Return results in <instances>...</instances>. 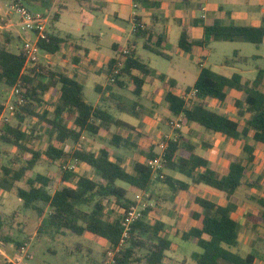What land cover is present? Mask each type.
<instances>
[{"label":"trees","instance_id":"obj_1","mask_svg":"<svg viewBox=\"0 0 264 264\" xmlns=\"http://www.w3.org/2000/svg\"><path fill=\"white\" fill-rule=\"evenodd\" d=\"M23 1L31 4L34 0ZM55 1L42 0L41 7L49 10ZM77 1L83 5L87 0L83 3L81 0ZM134 2L145 8H160L161 5L153 0ZM62 10L60 5L51 25L60 20ZM203 28L204 38L196 41L191 38V28L183 27L179 48L190 53L195 47H209L218 41L240 40L257 47L264 42V27H242L235 24L226 26L217 20L211 26L203 25ZM138 41H143L144 49L168 58L163 51L164 38L137 23L134 39L129 44V53H122L120 57L123 64L118 75H113L118 59H112L108 64L106 89L103 92L102 87L96 88L100 94V104L97 106L86 102L84 84L75 77L42 64L26 67L23 52L14 53L8 47L0 46V84L10 91L20 83L24 99L17 112V125L7 124L2 127L0 144L16 147L21 158L17 157L9 165L2 166L1 186L13 190L23 201L25 210H36L43 218L38 229L39 235L49 233L65 236L70 233L82 238L88 234L104 240L108 244V249L103 254L107 264H173L167 262V259L174 242L170 238L166 223L160 219H150L152 207L145 211L142 220L132 225L128 237L124 238L125 229L121 223L123 214L107 219L105 201L114 198L116 204L126 210L134 204V198L128 196L129 190L135 195L147 193L151 199L155 184L166 185L174 195L188 193L193 186L205 185L224 193L228 203L222 206L207 198L193 197L198 210L192 212V219L198 224L183 232L181 240L192 242L201 249V252L192 254L194 263L258 264L259 260L264 261V253L254 252L243 256L234 251L239 246L241 224L233 216L237 208L233 202L236 193L241 188L256 186L255 182L246 180V175L253 170L256 145H264V92L260 88L264 69L259 70L256 79L250 83L243 82L240 74L227 78L209 67L201 68L194 86L198 90L197 97L189 103L172 91L166 92L165 101L173 117L183 115L184 126L195 123L228 139L241 141L245 158L244 161H230L226 171L221 172L209 160L197 154L198 145L180 137L177 141L168 143L164 170L176 172L188 181L176 179L166 173H163V179L154 180L153 172L148 166V161L158 156L153 149L143 151L146 160L143 163L136 162L133 172H128L122 160L115 157L112 147L120 149L123 144L126 147L132 144L121 133H112V129H134L116 118L105 105L107 101L114 102L118 112L139 118V102L118 93L128 83H132L133 95L139 98L146 78L156 74L138 56L135 48ZM67 42V38L50 30L40 47L43 52L56 55ZM234 56L235 58H226L224 64L233 66L250 60L247 57H238V53ZM157 77L163 82L167 78L161 74ZM169 82L172 84L174 81ZM232 90L241 93L242 97L232 99ZM47 94L55 95L56 100L48 102ZM206 99L216 100L220 104L232 102L237 109L238 120L210 109ZM3 108L0 104V114ZM30 118L37 120V123L33 129H24V123ZM36 126L41 127L42 133ZM107 134H112L110 143L98 152H94L88 142L83 141V136L104 139ZM44 138L48 139V144L43 151L38 145ZM69 142L73 146H81L69 151L66 146ZM43 158L60 164L62 186L56 187L55 181L46 175L36 173L32 176ZM74 161L92 169L97 178L79 175L69 169V164ZM22 181L26 184L25 188L17 186ZM120 183L127 185L128 189ZM250 201L264 215V195H252ZM1 228L0 220V231ZM261 240L264 243V236ZM4 242L8 243L9 240ZM15 244L19 249L24 247L23 243ZM108 254L113 255L111 260H108Z\"/></svg>","mask_w":264,"mask_h":264},{"label":"rangeland","instance_id":"obj_2","mask_svg":"<svg viewBox=\"0 0 264 264\" xmlns=\"http://www.w3.org/2000/svg\"><path fill=\"white\" fill-rule=\"evenodd\" d=\"M83 1L81 0L82 3ZM41 2L42 0H34L30 4L28 1H23L25 6L31 11L44 12L45 9L41 7ZM55 3L57 4L55 11L59 9L60 5L64 9L60 20L55 22L53 26L51 25V30L63 38H69V42L71 41L79 46V55H82L85 49L97 52L101 57L100 62H105V68L107 67V60L117 55L113 46L116 44L120 49H126L134 38L132 33L133 25L129 18L133 12L131 7L127 8L126 14L120 12L118 14V11H112L110 6H106L103 0H87L83 5L76 0H56ZM259 6L263 9L264 2L260 3ZM0 15H2L0 17V25L5 26L8 23L6 15H10L11 21L14 24L11 30L0 28V46H6L11 51L20 53L24 38L33 39L34 36L25 32L19 25L20 16L11 10L9 0H0ZM137 48L138 55L142 61L148 64L155 73L164 74L176 80L177 85L174 90L178 94H182L187 88L194 86L196 76L203 65L205 67H211L219 74L240 73L247 81L255 80L258 71L264 69V44L257 47L254 44L245 43L240 40L213 42L208 49L207 56L202 58L199 64L194 58L195 56L198 57L200 50L198 51L196 49L192 52L191 56L181 52L177 42L165 47L164 51L168 55V58L145 50L142 47L141 41H139ZM236 52L241 57L250 58L249 64H238L234 68L223 66L226 58H235L234 54ZM76 57L74 49L69 45L65 50L55 56L51 60V63H48L42 56L40 64L45 67L49 66L51 69L60 70L68 75H73L76 73L74 67L76 63L74 59ZM99 66L100 68L103 67L101 65ZM103 81L104 79L93 76L84 83V97L88 104L92 106L98 104L100 94L95 90V85L97 83H103ZM132 89L130 87L128 90H123L121 94L129 100H133L135 97ZM8 99L9 91H7L4 85L0 84V104L4 107ZM52 100L53 98L50 96L48 102H52ZM105 105L112 114L118 117L125 116L136 120L133 117L119 113L114 102L107 101ZM212 108L219 109L214 105ZM160 116V125L157 129L165 130L167 127V120L164 118L165 108L161 111ZM36 123L37 120L30 118L24 123L23 128L33 129ZM11 124L17 125L16 119ZM36 127L42 133L41 127ZM205 131L208 134L213 133L206 129ZM194 133L199 143L205 139V135H200L197 131ZM124 134L125 136L128 135L126 132ZM142 135V138L137 142L138 146L135 145L133 150L115 149V154L122 157L124 167L129 172H133L135 162L145 159L143 151L147 146V142H156L158 145L161 142L162 137L159 133L155 135L149 133L148 136L146 133H143ZM108 138L110 139V136ZM109 139L105 141L97 140L96 142L91 140L90 145L93 151L98 152L102 145H108ZM220 139L222 140L223 138L220 137L216 141ZM47 144L48 139L44 138L38 145V148L44 151L47 148ZM66 146L69 151L74 148L71 142L67 143ZM233 149L237 150L235 153L232 152V154L220 149L218 150V155L223 160L244 161V152L239 154V149L235 145ZM198 153L204 155V152L200 150ZM17 157L21 158V153L16 147L0 144V220L2 221L0 247L7 249L5 251L14 259L16 264H107L103 258V254L108 249V244L104 240L94 238L88 234L82 238L70 233L65 236H55L49 233L38 234V229L43 218L38 215L36 210H25L23 208V201L17 195L13 194L14 191L1 186L2 166L9 165L10 161ZM70 164L72 165L73 162ZM36 173L51 177L55 181L56 187L62 186L59 163H51L43 158L35 168L32 176ZM75 173L91 176L95 179L97 178L95 172L85 165H78ZM167 173L187 180L184 176L176 172L167 171ZM250 175L252 181L256 183V186L252 189L239 190L235 198L237 205L235 214L241 222V229L243 230L240 237L241 244L234 251L242 255H246L249 252H257V250L264 253V250L261 249L262 245H260L263 242H260L259 237L264 236V215L259 210V207L250 201L251 195L258 197L264 195V153L262 152V148L257 151V168L254 174ZM120 185L128 189L127 185L123 183H120ZM17 186L25 188L26 184L22 181L17 183ZM193 193L216 202L225 201L223 194L211 190L206 186L193 188ZM128 196L133 199L135 193L129 190ZM190 199V195L184 197L179 196V194L174 195L166 185L161 183L155 184L153 187V196H151L150 202L152 203L151 207L153 211L150 214V219H160L166 223L168 231L170 232V238L174 242L172 250L168 253L167 262L173 264H195L192 260V254L195 251L201 252V249L194 243L184 242L180 237V234L190 229L193 224L189 214L190 209L194 205ZM105 205L107 219L120 217L124 213V210L116 204L114 198L107 199ZM4 240H9V243L4 242ZM16 242L23 243L24 250L17 248ZM112 257L113 255L108 254V260H111ZM0 262V264H8L5 263V259L1 256Z\"/></svg>","mask_w":264,"mask_h":264},{"label":"crops","instance_id":"obj_3","mask_svg":"<svg viewBox=\"0 0 264 264\" xmlns=\"http://www.w3.org/2000/svg\"><path fill=\"white\" fill-rule=\"evenodd\" d=\"M103 1L105 2L106 6H110L112 8V11H118V14H119V12L122 14H126L127 8L131 7L133 9V12L129 16V18H130V21L133 25V31H132L133 35H134L135 28L137 26V23L140 24V26H142V27H146V28L152 30V32L155 35L162 36L164 38V42L162 44L163 51H164L166 46L173 45L176 42L178 43V48H179V40L181 37L183 27H190L191 28V38L193 40H196V41L202 40L204 38L205 33H204L203 25L211 26L217 20L222 22V24L226 25V26L230 25V24H235L237 26H242V27H264V8L261 9L259 6V4L263 3L264 0H257L258 4H257V1L255 3V0H188V1H185V0H153V1H157V2L161 3L160 8H145L141 5L135 4L134 0H103ZM9 4H10V2H9ZM56 6H57V4L54 3V5L51 8H53L55 11ZM114 9H118V10H114ZM62 11H61V14H62ZM1 16L2 15H0V17ZM6 16H7L8 23L5 26L0 25V28L1 29L5 28L7 30H11V28L14 26V24L11 21L10 15H6ZM50 30H51V28H50ZM67 39H69V38H67ZM141 42H142V47H143V41H141ZM138 44H139V41L137 42V45L135 46L137 52H138V48H137ZM263 44H264V42H263ZM22 45H23V43H22ZM69 45L71 46L72 49H74V54H75V56H77L74 59V61L76 62L74 65V67L76 69V73H74L73 75H69V76L75 77L78 81H80L83 84L86 81L90 80L93 76L100 77L101 79H104V81H103V83H97L95 85V90L98 87H102L103 92L106 89V86L108 84L107 69H108L109 62L112 59H120L124 50H130L129 45L127 46L126 49H120L115 44L113 46V49L115 50L117 55L115 57L109 58V60H107L108 61L107 67L105 68V66H104L105 62H102V63L100 62L101 57H100V55H98L97 52H95V51L93 52V51H90L88 49H85L84 53L82 55H79L78 54L79 46H77L76 44H74L71 41L69 42V40L63 46L61 51L65 50L66 47ZM209 47H204V48L195 47V48H193V50L190 53H186V52L182 51L180 48H179V50L181 52L189 54V55H191L192 52H194L196 49L198 51L200 50L198 57L195 56V58H194V60L198 61V64H199L201 59L205 58L207 56ZM20 52H22V46H21ZM14 53H17V52H14ZM164 53H165V51H164ZM58 54L49 55V63H51V60L55 56H57ZM238 57H241V56H239V54H238ZM249 61L247 63H245V65L249 64ZM99 65H101L103 67L100 68ZM236 65H238V64H235L233 66H227L223 63V66L231 67V68H234ZM240 65H243V64H240ZM148 67H149V65H148ZM204 67L205 66L203 65L201 68H204ZM209 68H211V67H209ZM149 69H151V68L149 67ZM261 70H263V69H261ZM103 71L106 73H104ZM99 72H102V73H99ZM136 74H138V73L136 72ZM217 74H219V73H217ZM234 74H240V73H234ZM234 74H222L221 73L219 75L227 77V78H231ZM157 75H160V74L156 73V74H153V75L148 76L146 78V83L143 86V92H142L141 97L136 98L134 96L135 99H133V100L138 101L139 105H140L139 118L133 117V116L126 114V113H121V114L128 115L130 117L135 118L136 120H133V119H131L129 117H125V116H119L118 117V116L113 114L116 118H118L119 120L128 124L129 126L133 127V129H134L132 131L127 130V129L126 130H117L115 128L112 129V133H114V132L121 133L122 137L124 139H129L130 143L132 144V146H129V147H126L125 144H123L122 148H120L118 150H121V149L133 150L135 145H137V142H139V140L142 138L143 133H146L147 136L149 133L151 135H155L156 133H159L162 138L165 135H169L171 137L177 136V140L180 139V137H183L184 139L190 140L194 144L198 145L197 154L200 155L198 153L199 150L204 152V155H200V156L209 160L215 169H217L221 172L226 171V169L228 168L229 162L231 160H229V159L223 160L222 158H220V156L218 155V152H219L218 150L223 149L225 152L232 154V152L235 153L237 150V149H233V146L235 145L239 149V154H240L241 152H243V143L241 141H235L232 139H228L226 136H224L220 133H214L213 132L212 134H208L203 127H201L200 125L195 124V123H191V124H188L186 126L183 125L182 129L178 130V131H173L172 128L169 126L170 122L175 120L178 117H173L169 111L168 104L165 101L166 92L172 91L174 94H177V95L183 97V95L185 93H188L192 89H194V86H195V84L199 78L200 72L196 76V79L194 81V86L187 88L185 90V92L182 94H178L174 90L175 86L177 85V82L175 79L170 78V77L165 75L167 78H166V81L163 82L157 77ZM161 75H164V74H161ZM242 78H243V76H242ZM169 81H174V82H172V84H171ZM253 81L254 80L247 81L243 78V82L252 83ZM130 87L133 88L132 89V91H133L134 85L132 83H128V86L124 90H126V89L128 90ZM84 88H85V85H84ZM260 88L264 92V79L262 81ZM121 91H123V90H119L118 93L121 94ZM50 96L53 98L52 101L56 100L55 95L47 94L46 95L47 101H48ZM230 96L232 99H240L242 97V94L235 91V90H232L230 92ZM205 102L208 103L210 109L217 111L221 114H227L230 118H232L234 120H238L237 109L234 108L232 102H228L226 104H220L218 101L211 100V99H206ZM99 104H100V97H99V101H98L97 105H99ZM213 105L219 109L212 108ZM164 108H165L164 118L167 120V127L165 130H161V129L158 130L157 128L160 125V120H161L160 114H161V111L164 110ZM151 117H153V118L151 119ZM182 119H184L183 115H182ZM195 131L199 132L200 135H205V139H203L200 143L197 140V138L195 137V133H194ZM125 132L128 133L127 136H125V134H124ZM111 135L112 134L105 135L106 138H104V139H98V138L89 139V138H87V137L85 138V136H83V141H85V143L88 142V144L90 145L91 140L94 142H96L97 140L105 141V140L109 139L108 138L109 136L111 139ZM220 137L223 139L216 141V139H218ZM162 138H161V140H162ZM110 139H109V143H110ZM154 144H156V142H147V146H146V148H144V150L148 151V150L153 149L154 153L159 154V152H160L159 145H158V143L156 145H154ZM80 146H81V144H77L76 146H74V148H78ZM103 146L104 145H102L101 148ZM90 147H91V145H90ZM260 148H262V152L264 153V145L263 144H257L256 145V151H255V155H256L255 164H254L253 170L248 172L246 175L247 181L254 182V181H252V179H251L252 177L250 174L253 175L256 168H257V151ZM91 149H93V148L91 147ZM112 149H113V153H114L115 157L120 158L123 162L122 157L115 154V149H117V148L112 147ZM144 158L145 159L143 161H138V162H140V163L145 162L146 157L144 156ZM79 165H83V164H79ZM123 166H124V162H123ZM163 173H166V174L172 176L171 174L167 173V171H165V170H163ZM172 177L179 179V180H183L182 178H180L178 176H172ZM183 181H188V180H183ZM200 186H205V185H200ZM200 186H193L188 193L179 194V196H183V197L188 196V195L191 196L190 200L192 201V203L194 205V207L190 209L191 211L189 214V217L193 221V224L191 225V227L198 224V222H196L192 219V212L198 210L197 205L193 201V197L200 196L196 193H193V188H197ZM208 188H210V187H208ZM210 189L214 190L212 188H210ZM241 189H252V188L245 187V188H241ZM214 191H216V190H214ZM216 192L221 193L225 196V201L217 202V203L222 205V206L227 205L228 201L226 199V195L222 192H219V191H216ZM13 194H15V193H13ZM200 197H203V196H200ZM235 198H236V195L233 199V202L236 204ZM150 202H151V199H150V195H149V202L148 203L151 207L152 203H150ZM233 216L238 219L235 212H234ZM238 221H239V219H238ZM240 224H241V222H240ZM188 230H186V231H188ZM242 230L243 229H240L239 245L241 244V238L240 237H241ZM183 232H185V231H183ZM181 234H180V237H181ZM262 236H259L260 242H263L261 240ZM260 245H262L261 249L264 250V243L263 244L260 243ZM7 246H8V244H7ZM20 249L24 250V247H22ZM5 250H7V249H5L4 247L3 248L0 247V256L5 259V261H6L5 263L16 264L14 259H12L7 254V252ZM195 252H198V251H195ZM257 252L261 253V251H259V250H257ZM249 253H254V252H249ZM243 256H245V255H243ZM258 264H264V261L259 260Z\"/></svg>","mask_w":264,"mask_h":264},{"label":"built area","instance_id":"obj_4","mask_svg":"<svg viewBox=\"0 0 264 264\" xmlns=\"http://www.w3.org/2000/svg\"><path fill=\"white\" fill-rule=\"evenodd\" d=\"M10 8L20 16V26L22 29L34 36V38H24L22 45V52L26 58V67H34L40 64L43 58L49 63V54L43 52L40 47V43L47 39V35L50 33L51 23L55 14L53 8L44 12H33L31 11L22 0H9ZM124 54H128L129 50H124ZM122 62L118 59L117 67L113 71V75H118L119 68L122 67ZM114 81V78L111 79ZM198 94L197 89H192L190 92L183 95V99L189 103L191 100L196 99ZM24 103L22 97V90L20 83L15 85L9 91V99L7 104L4 106L0 114V135L2 134V127L11 124L16 119L19 106ZM169 126L173 131L181 130L183 127L182 115L175 120L171 121ZM177 141V136L165 135L159 144V154L157 157L148 161V166L153 172V179H163L164 174V156L170 141ZM79 165L78 161H74L73 164L69 165V169L74 170ZM149 194L140 193L135 195L134 204L128 209L124 210L122 218V226L125 229L124 238L128 237V231L132 225L144 218L145 211L150 207L149 205Z\"/></svg>","mask_w":264,"mask_h":264}]
</instances>
